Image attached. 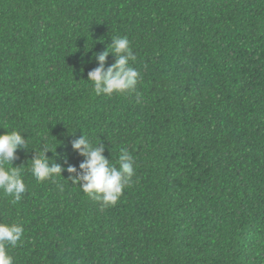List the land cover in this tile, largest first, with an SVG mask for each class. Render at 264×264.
<instances>
[{
    "label": "trees",
    "instance_id": "trees-1",
    "mask_svg": "<svg viewBox=\"0 0 264 264\" xmlns=\"http://www.w3.org/2000/svg\"><path fill=\"white\" fill-rule=\"evenodd\" d=\"M114 36L141 78L96 96ZM14 129L26 191L0 193V223L24 228L15 264H264V0H0V135ZM84 134L135 160L103 211L67 171ZM45 142L55 183L27 168Z\"/></svg>",
    "mask_w": 264,
    "mask_h": 264
},
{
    "label": "clouds",
    "instance_id": "clouds-1",
    "mask_svg": "<svg viewBox=\"0 0 264 264\" xmlns=\"http://www.w3.org/2000/svg\"><path fill=\"white\" fill-rule=\"evenodd\" d=\"M109 55H113L116 61L106 69ZM95 59L98 60L99 67L88 72V81L96 96H112L135 91L141 77L140 72L132 66L137 61V56L128 37H112L111 45L102 54H97ZM139 99L137 97L138 101ZM27 143L25 135L15 129L0 135V193L10 197L12 205L18 204L26 191L21 168L13 167L12 162L16 159L18 150L27 149ZM72 147L85 160L80 164L81 174H77L75 167L67 168L72 174L71 183L79 185L89 198L100 202L101 211L109 206H115L135 175V160L132 154L126 148H121L116 162H110L104 156L106 149L100 140L93 144L86 134L76 140ZM55 151L46 142L38 151H34L37 156L30 161L27 168L37 182L51 179L55 183L56 178L62 176L64 169L56 164L50 166L47 156V152ZM59 187L62 190L63 186ZM23 236L24 228L19 223H0V264H15L10 249L17 247Z\"/></svg>",
    "mask_w": 264,
    "mask_h": 264
}]
</instances>
